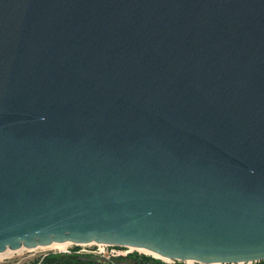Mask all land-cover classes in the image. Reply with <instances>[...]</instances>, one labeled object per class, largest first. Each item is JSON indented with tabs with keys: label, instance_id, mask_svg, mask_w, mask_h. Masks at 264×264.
<instances>
[{
	"label": "water",
	"instance_id": "1",
	"mask_svg": "<svg viewBox=\"0 0 264 264\" xmlns=\"http://www.w3.org/2000/svg\"><path fill=\"white\" fill-rule=\"evenodd\" d=\"M68 241L264 260V0H0V253Z\"/></svg>",
	"mask_w": 264,
	"mask_h": 264
},
{
	"label": "built area",
	"instance_id": "2",
	"mask_svg": "<svg viewBox=\"0 0 264 264\" xmlns=\"http://www.w3.org/2000/svg\"><path fill=\"white\" fill-rule=\"evenodd\" d=\"M127 248L129 247L91 242V243H85L79 245H74V244L70 245L68 248H66L65 251H63V253H67V254L75 253L78 255L100 257L108 262L117 264V259L127 254L128 252ZM253 262H258V261L231 262V263H219V264H251Z\"/></svg>",
	"mask_w": 264,
	"mask_h": 264
},
{
	"label": "rangeland",
	"instance_id": "3",
	"mask_svg": "<svg viewBox=\"0 0 264 264\" xmlns=\"http://www.w3.org/2000/svg\"><path fill=\"white\" fill-rule=\"evenodd\" d=\"M130 249V248H128ZM18 251V250H17ZM50 252H57V253H63L61 250L59 249H50V248H43V247H36V248H33V249H28V248H23V250H21L20 252H16V253H13L12 255L10 256H7V257H0V264H28V263H31L33 262L35 259L43 256V255H46ZM138 253L140 254H144V255H147V256H150L154 259H157V260H161L157 257H154L153 255H150V254H146V253H142V252H139L137 251ZM98 260L100 262H108L106 261L105 259H102V258H98ZM163 261V260H161ZM177 262H184V260H175ZM165 262V261H164ZM109 263H112V262H109ZM196 264H201V263H198V262H195ZM114 264V263H112ZM117 264H128L127 261L125 260H118L117 259ZM171 264V263H170ZM251 264H259V261L258 262H253Z\"/></svg>",
	"mask_w": 264,
	"mask_h": 264
},
{
	"label": "trees",
	"instance_id": "4",
	"mask_svg": "<svg viewBox=\"0 0 264 264\" xmlns=\"http://www.w3.org/2000/svg\"><path fill=\"white\" fill-rule=\"evenodd\" d=\"M98 258L99 257L78 255L75 253L50 252L28 264H112L109 262H100ZM259 264H264V260L259 261Z\"/></svg>",
	"mask_w": 264,
	"mask_h": 264
},
{
	"label": "flooded vegetation",
	"instance_id": "5",
	"mask_svg": "<svg viewBox=\"0 0 264 264\" xmlns=\"http://www.w3.org/2000/svg\"><path fill=\"white\" fill-rule=\"evenodd\" d=\"M127 251H128L127 254L119 257L118 260H120V261L125 260V261H127L128 264H170V263L171 264H195L193 262H188V261L177 262L175 260L159 258V259L163 260V261H161V260L154 259L150 256L140 254L137 252L138 250L127 248ZM201 264H203V263H201Z\"/></svg>",
	"mask_w": 264,
	"mask_h": 264
},
{
	"label": "bare ground",
	"instance_id": "6",
	"mask_svg": "<svg viewBox=\"0 0 264 264\" xmlns=\"http://www.w3.org/2000/svg\"><path fill=\"white\" fill-rule=\"evenodd\" d=\"M79 245L78 243H73V242H63V243H59V242H55V243H52L51 245H48V246H39L40 248L43 247V248H50V249H59L61 250L62 252L66 250V248H68L70 245ZM130 249H134V250H138L139 252H142V253H146V254H150V255H153L154 257H157V258H161V259H169V260H174V259H171V258H167V257H163L147 248H141V247H136V246H129ZM23 248L25 247H21L20 249H17L19 252L21 250H23ZM17 250H11V249H7L5 250L4 252H1L0 253V257H7V256H10L12 255L13 253H16L18 252ZM188 262H193L195 263V261L193 260H186ZM197 262V261H196ZM199 263V262H198ZM212 264H219V263H216V262H213Z\"/></svg>",
	"mask_w": 264,
	"mask_h": 264
}]
</instances>
